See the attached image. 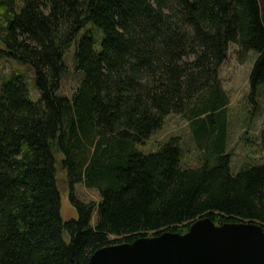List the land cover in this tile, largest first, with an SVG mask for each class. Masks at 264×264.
I'll list each match as a JSON object with an SVG mask.
<instances>
[{
  "label": "trees",
  "instance_id": "obj_1",
  "mask_svg": "<svg viewBox=\"0 0 264 264\" xmlns=\"http://www.w3.org/2000/svg\"><path fill=\"white\" fill-rule=\"evenodd\" d=\"M71 43L76 86L64 97ZM228 44L238 63L255 54L247 98L256 106L264 98L259 0H0V54L32 69L38 94L31 101L16 74L0 81V264H85L101 247L184 233L203 217L264 231V107L254 108L263 116L258 157L233 174L219 80ZM169 115L187 122L195 166H181L178 137L148 154L135 148ZM55 157L75 219L59 216ZM76 183L97 202L77 199Z\"/></svg>",
  "mask_w": 264,
  "mask_h": 264
},
{
  "label": "rangeland",
  "instance_id": "obj_2",
  "mask_svg": "<svg viewBox=\"0 0 264 264\" xmlns=\"http://www.w3.org/2000/svg\"><path fill=\"white\" fill-rule=\"evenodd\" d=\"M259 4L262 15L264 16V0H259ZM89 27L90 25H87L85 29ZM83 31L84 29L78 33L77 38ZM92 33L96 39L95 49H97L98 39L101 35L95 29H92ZM73 44L74 43L70 44L62 58L65 69L57 92L59 96L69 97L76 86V77L72 72ZM235 51L236 46L228 44L225 60L219 69V80L228 97L225 137L226 152L231 151L229 167L233 174L236 173L243 164L251 162L249 161L250 158L255 159L258 157L255 138L260 130L263 116H255L254 108L258 107V109L261 110L264 107V98L259 99L258 105L256 106L247 98V76L255 54L253 52L247 53L244 60L238 63ZM13 74H16L23 80L28 98L31 101H36L38 94L33 83L32 69L28 65L21 64L14 59L6 58L0 54V81ZM171 137L179 138L178 146L181 149V166H195L198 162L195 143L189 134L187 122L179 116H167L163 127L151 135L144 144L136 146L135 148L143 154L155 152L160 144ZM57 159H59V157H55L56 187L60 199L59 216L62 221H66L75 219L76 213L68 201V186L65 173L59 169ZM260 162L259 160L254 163ZM72 188L73 194L80 201L97 202L98 196L94 189H86L79 183L73 184ZM63 238L65 241L68 240L66 234H64Z\"/></svg>",
  "mask_w": 264,
  "mask_h": 264
},
{
  "label": "water",
  "instance_id": "obj_3",
  "mask_svg": "<svg viewBox=\"0 0 264 264\" xmlns=\"http://www.w3.org/2000/svg\"><path fill=\"white\" fill-rule=\"evenodd\" d=\"M85 264H264V231L254 222L215 225L203 217L184 233L164 231L101 247Z\"/></svg>",
  "mask_w": 264,
  "mask_h": 264
},
{
  "label": "crops",
  "instance_id": "obj_4",
  "mask_svg": "<svg viewBox=\"0 0 264 264\" xmlns=\"http://www.w3.org/2000/svg\"><path fill=\"white\" fill-rule=\"evenodd\" d=\"M246 84H247V82H246ZM222 87V86H221ZM223 89V88H222ZM260 128H261V125H260Z\"/></svg>",
  "mask_w": 264,
  "mask_h": 264
}]
</instances>
